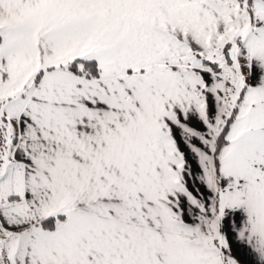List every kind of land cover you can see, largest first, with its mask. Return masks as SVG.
<instances>
[{"label": "snow or ice", "instance_id": "6c2138e0", "mask_svg": "<svg viewBox=\"0 0 264 264\" xmlns=\"http://www.w3.org/2000/svg\"><path fill=\"white\" fill-rule=\"evenodd\" d=\"M0 264H264V0H0Z\"/></svg>", "mask_w": 264, "mask_h": 264}]
</instances>
